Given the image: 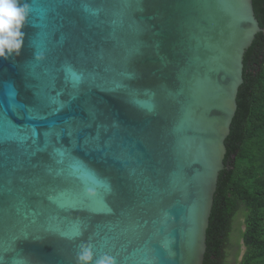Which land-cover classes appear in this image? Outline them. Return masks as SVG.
<instances>
[{"label": "water", "instance_id": "1", "mask_svg": "<svg viewBox=\"0 0 264 264\" xmlns=\"http://www.w3.org/2000/svg\"><path fill=\"white\" fill-rule=\"evenodd\" d=\"M0 59V264H202L252 0H29ZM79 77V79H75Z\"/></svg>", "mask_w": 264, "mask_h": 264}, {"label": "trees", "instance_id": "2", "mask_svg": "<svg viewBox=\"0 0 264 264\" xmlns=\"http://www.w3.org/2000/svg\"><path fill=\"white\" fill-rule=\"evenodd\" d=\"M252 5L264 29V0ZM224 143L202 264H264V31L244 52L242 83ZM241 240L245 250L238 260Z\"/></svg>", "mask_w": 264, "mask_h": 264}, {"label": "clouds", "instance_id": "3", "mask_svg": "<svg viewBox=\"0 0 264 264\" xmlns=\"http://www.w3.org/2000/svg\"><path fill=\"white\" fill-rule=\"evenodd\" d=\"M32 7L29 0H0V59L18 57L24 47ZM75 264H117L108 253L97 255L90 243H81L75 255Z\"/></svg>", "mask_w": 264, "mask_h": 264}, {"label": "rangeland", "instance_id": "4", "mask_svg": "<svg viewBox=\"0 0 264 264\" xmlns=\"http://www.w3.org/2000/svg\"><path fill=\"white\" fill-rule=\"evenodd\" d=\"M263 209H264V207H263ZM263 213H264V210H263ZM240 219H242V218H240ZM261 226L264 227V215H263V219L261 221ZM242 228H244V224H242ZM244 250H245V247L243 245V240H241L240 241V247H239V255H238V258H237L238 260L241 259Z\"/></svg>", "mask_w": 264, "mask_h": 264}, {"label": "snow or ice", "instance_id": "5", "mask_svg": "<svg viewBox=\"0 0 264 264\" xmlns=\"http://www.w3.org/2000/svg\"><path fill=\"white\" fill-rule=\"evenodd\" d=\"M42 3H44V4H46L47 2H46V0H42ZM75 79H79V77H75Z\"/></svg>", "mask_w": 264, "mask_h": 264}]
</instances>
